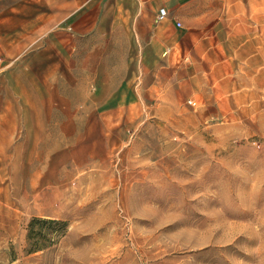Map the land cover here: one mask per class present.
Segmentation results:
<instances>
[{
  "label": "rangeland",
  "instance_id": "rangeland-1",
  "mask_svg": "<svg viewBox=\"0 0 264 264\" xmlns=\"http://www.w3.org/2000/svg\"><path fill=\"white\" fill-rule=\"evenodd\" d=\"M92 2L0 0V264H264V5L168 107L136 1Z\"/></svg>",
  "mask_w": 264,
  "mask_h": 264
},
{
  "label": "crops",
  "instance_id": "crops-1",
  "mask_svg": "<svg viewBox=\"0 0 264 264\" xmlns=\"http://www.w3.org/2000/svg\"><path fill=\"white\" fill-rule=\"evenodd\" d=\"M95 1L89 4L87 13L95 7L97 14L105 11L104 8H97L101 0H98L99 5ZM135 1V11L145 15L138 20L141 23L139 34L143 43L142 84L153 97L168 107L172 104L174 106L177 101L182 103L181 95L184 96L183 100L186 99L187 95L182 89L197 77L199 64L202 69L209 71V62L213 61L221 74L228 70V63L233 58L226 38L231 34L230 29L240 27L234 17L239 12L240 0ZM255 1L260 7L264 5V0ZM243 2V5L250 4V0ZM161 7L166 9L167 15L163 20H157L156 12ZM250 12L248 7L245 13ZM262 13L259 10L250 15L261 16ZM247 23L251 28L257 27L253 20ZM72 25L79 31L83 30L76 26H86L88 30L94 26L79 18L71 22Z\"/></svg>",
  "mask_w": 264,
  "mask_h": 264
},
{
  "label": "built area",
  "instance_id": "built-area-1",
  "mask_svg": "<svg viewBox=\"0 0 264 264\" xmlns=\"http://www.w3.org/2000/svg\"><path fill=\"white\" fill-rule=\"evenodd\" d=\"M166 15H167L166 9L163 7L159 8L158 13H157V19L160 20L162 18H165Z\"/></svg>",
  "mask_w": 264,
  "mask_h": 264
},
{
  "label": "trees",
  "instance_id": "trees-1",
  "mask_svg": "<svg viewBox=\"0 0 264 264\" xmlns=\"http://www.w3.org/2000/svg\"><path fill=\"white\" fill-rule=\"evenodd\" d=\"M34 219H36V218H32L31 221L29 222V228L31 227V225H32V223H33V221H34ZM65 224H66V223H65ZM29 231H30V229H29ZM27 236H29V234H28ZM32 250H36V247H34Z\"/></svg>",
  "mask_w": 264,
  "mask_h": 264
}]
</instances>
